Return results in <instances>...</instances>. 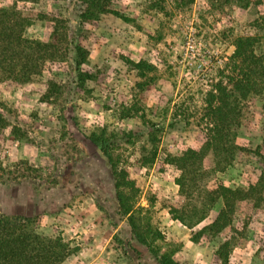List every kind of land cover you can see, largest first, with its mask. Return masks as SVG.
<instances>
[{
  "label": "rangeland",
  "instance_id": "374dc122",
  "mask_svg": "<svg viewBox=\"0 0 264 264\" xmlns=\"http://www.w3.org/2000/svg\"><path fill=\"white\" fill-rule=\"evenodd\" d=\"M109 8L118 15L80 25L78 0H0V31L12 25L23 38L41 40L49 18L63 21L60 34L63 26L79 28L89 52L82 69L90 74L78 87L73 72L46 61L44 50L0 42L7 48L0 60V213L32 216L42 233H61L75 250L61 264H160L156 247L181 264H264V205L241 204L219 234H198L222 207L221 200L211 209L206 203L215 182L246 187L260 174L253 150L264 138V91L239 98L241 125L229 133L237 149L225 170L197 178L186 195L171 164L205 140L207 100L228 73L234 39L254 36L264 57V0H111ZM48 79L62 90L44 101ZM100 149L129 172L128 197L151 248L119 214ZM193 210L209 215L198 223L201 213L193 216L191 227L173 217ZM225 240L222 261L215 251Z\"/></svg>",
  "mask_w": 264,
  "mask_h": 264
},
{
  "label": "trees",
  "instance_id": "16d2710c",
  "mask_svg": "<svg viewBox=\"0 0 264 264\" xmlns=\"http://www.w3.org/2000/svg\"><path fill=\"white\" fill-rule=\"evenodd\" d=\"M78 1L80 3L78 14L80 25L84 22L97 20L100 15L107 12L118 15L109 8L111 0ZM191 2L192 0H182L183 5ZM120 17L126 20L124 16ZM47 20L48 24L45 26L41 40L23 38L22 31L16 32L10 25V28L7 27V31H0V42L4 41L3 45L7 43L10 50L19 46L31 48L33 44L35 48L44 50L46 61L67 66L69 71L74 74L76 85L83 87L90 79V74L82 69V65L87 62L89 52L80 29L71 30L69 26H63L64 32L60 34L61 27L58 23L63 21L57 18ZM260 21L264 30V15L261 16ZM260 21L255 20L261 25ZM8 29H10L9 32ZM59 40L63 42L62 46L55 43ZM255 43L254 36H239L234 39L233 50L226 62L228 73L223 77L224 80L215 84L214 90L210 92L211 97L207 100L209 128L205 133V140L198 148L187 147L179 155L172 156L171 164L179 172L175 181L180 193L189 195L191 184L193 185L197 178H204V175L210 171H223L232 163L237 146L229 138V133L231 126L241 125L239 98L244 99L250 94H260L264 91V57L255 52ZM3 45L0 44V47ZM6 49L0 50V60L5 61L2 51ZM20 53L24 55V50H21ZM23 57L27 60L30 59L29 54ZM139 65L140 62L135 63V66ZM61 90L62 82L48 79L42 99L50 101ZM99 151L102 152L103 159L110 165L113 173L119 214L127 216L136 239L151 248L148 235L138 226V221L133 214V202L128 197L127 191L134 187L129 172L127 169H117L111 151L102 149ZM253 153L262 163L256 182L246 187L235 188L215 182L214 186L206 192V203L211 209L218 200H221L222 207L213 220L204 225L198 234L203 230L214 235L219 234L232 223L236 211L241 209V204L252 201L256 207L264 205V138L261 143L256 145ZM3 176V170H0V178ZM208 213L202 212L199 215L197 211L193 210L191 215H186V217L181 215L173 217L191 227L194 224L193 216L199 215L198 223L205 220ZM151 237L152 240L158 238L154 232ZM193 239L197 241V238ZM229 247V240H225L218 246L215 254L220 260L227 261ZM151 249L160 264H181L174 258L172 252L160 250L158 247ZM74 251V248L63 238L61 233H42L35 217L0 213V264H61Z\"/></svg>",
  "mask_w": 264,
  "mask_h": 264
}]
</instances>
